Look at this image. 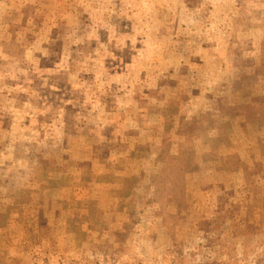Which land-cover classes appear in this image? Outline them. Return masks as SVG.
I'll list each match as a JSON object with an SVG mask.
<instances>
[{
	"label": "rangeland",
	"instance_id": "1",
	"mask_svg": "<svg viewBox=\"0 0 264 264\" xmlns=\"http://www.w3.org/2000/svg\"><path fill=\"white\" fill-rule=\"evenodd\" d=\"M0 264H264V0H0Z\"/></svg>",
	"mask_w": 264,
	"mask_h": 264
}]
</instances>
